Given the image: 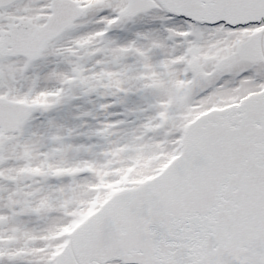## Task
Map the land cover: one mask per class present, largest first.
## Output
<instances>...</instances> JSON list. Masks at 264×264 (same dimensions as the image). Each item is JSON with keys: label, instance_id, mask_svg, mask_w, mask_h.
I'll use <instances>...</instances> for the list:
<instances>
[{"label": "snow or ice", "instance_id": "1", "mask_svg": "<svg viewBox=\"0 0 264 264\" xmlns=\"http://www.w3.org/2000/svg\"><path fill=\"white\" fill-rule=\"evenodd\" d=\"M0 264H264V0H0Z\"/></svg>", "mask_w": 264, "mask_h": 264}]
</instances>
